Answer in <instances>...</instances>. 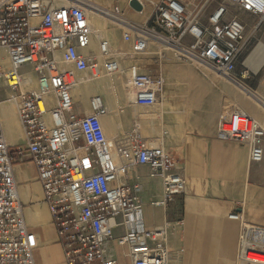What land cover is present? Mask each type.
I'll list each match as a JSON object with an SVG mask.
<instances>
[{
  "label": "built area",
  "instance_id": "obj_1",
  "mask_svg": "<svg viewBox=\"0 0 264 264\" xmlns=\"http://www.w3.org/2000/svg\"><path fill=\"white\" fill-rule=\"evenodd\" d=\"M0 0V82L7 90L2 100L12 103L21 125L26 151L37 170L43 199L56 230L65 264H169L167 246L171 224L149 229L144 224L138 178L120 182L122 166L113 157L101 117L108 108L99 96L89 101V113L74 112L72 88L75 73L93 74L100 60L89 50L93 37L82 0ZM144 21L128 19L121 8L110 9L120 25L131 54H142L149 42L169 43L185 60L203 64L233 78L243 55L245 24L239 13L264 21V0H226L212 9L214 0H137ZM105 76L117 78L125 54L112 52L100 40ZM8 67H2V61ZM28 66L34 88H23ZM164 79L137 74L131 90L134 102L152 107L163 101ZM226 124L217 138L248 147L249 160H263L264 126L245 110L226 111ZM166 134V132L164 133ZM128 143L119 156L131 166H146L149 177L161 184L154 206L166 207L185 190V179L172 154L162 143L141 144L139 125L126 133ZM239 222L237 258L264 264V225L248 222L242 212H232ZM37 246L26 225L13 172V158L0 117V264H35ZM116 247L121 255L116 254Z\"/></svg>",
  "mask_w": 264,
  "mask_h": 264
},
{
  "label": "crops",
  "instance_id": "obj_2",
  "mask_svg": "<svg viewBox=\"0 0 264 264\" xmlns=\"http://www.w3.org/2000/svg\"><path fill=\"white\" fill-rule=\"evenodd\" d=\"M94 1L98 3V0ZM110 1L112 5H119L116 6L118 8L123 5L127 8L126 0ZM101 2L103 4L107 2L105 5L108 7L110 5L109 0ZM188 70L186 64H179L173 73H186ZM133 73H136V68L129 70L125 67L124 74L127 75L124 81L125 88L120 86L117 88V78L111 79L104 75L102 69H98L93 72V75L100 76L98 88L96 87L93 92L82 90L78 101L83 108H77L75 102L73 109L78 115L83 116L89 112V101L93 97L89 96L96 93L94 96L101 98L108 108L107 113L101 117L102 126L107 140L112 143L116 153L120 147L127 145L126 133L135 123L139 125L141 144L144 146L162 143L169 151L166 144L171 134L179 136L175 160L185 179V190L166 207L152 204L161 197L159 179L149 177V168L146 166L130 167V174L133 175L131 183L134 176H138L137 181L140 185L138 194L142 202L145 226L152 229L162 226L165 222L171 224L167 238L169 264H255L238 260L239 222L230 219L229 214L235 211L242 212L248 222L264 225V155L260 163L251 162L246 145L217 138V132L222 127V118L227 121L226 111L232 108L224 109L222 115L205 119L197 117L189 121L185 117L187 111H179L180 115L173 114V118L168 122L166 107L162 106L163 101L152 107L136 104L130 85ZM102 75L105 79L101 77ZM104 80L107 81V91L104 89ZM189 82L192 88L196 89L187 98L189 104L192 107L203 106L207 99L210 100L206 91L211 87H208L207 82L201 84L193 79ZM215 88L226 89V92H219L221 97L214 98L217 107L214 111H217L220 100L234 94V91L230 86L224 87L223 84L216 85ZM239 92L244 107L251 112L254 111V115L261 118L262 105L252 97V100H247L243 95L247 93L241 87ZM0 117L4 130L1 108ZM178 117H182L184 121L179 123ZM12 124L15 126L16 135L13 138L9 137L8 142L5 130L4 134L13 158L14 178L23 216L28 230L34 234L37 242L33 252L34 262L65 264L62 249L57 243L56 230L43 199L36 167L26 151L17 115ZM126 176H130L129 168ZM126 176L124 175L122 180Z\"/></svg>",
  "mask_w": 264,
  "mask_h": 264
},
{
  "label": "rangeland",
  "instance_id": "obj_3",
  "mask_svg": "<svg viewBox=\"0 0 264 264\" xmlns=\"http://www.w3.org/2000/svg\"><path fill=\"white\" fill-rule=\"evenodd\" d=\"M110 2L111 1L109 0V3ZM218 3L227 5L231 11H236V9H234V7L226 0H214L210 2L208 6L210 9H212ZM105 4H107V2ZM105 4H103L101 0H98V5L102 6L103 8L110 10L116 6L119 7V5L117 4L112 5V3H110L109 7ZM120 8L125 13L128 19L136 23L143 22L147 14V12H144L143 14H136L131 9H127L125 5L121 6ZM239 15L242 16V21L245 24L246 43H245L243 55L240 58L239 63L236 65L234 77L240 80L252 91L259 93L261 97L264 98V60L261 61L260 60L261 57L258 58L257 55L255 56V54H253V52H260L259 49H257L258 45H264V21L260 24H257V19L255 17L242 13H239ZM103 24H104V31L106 33L108 32V34H110V36L112 37L111 45L114 49V52L125 54V57H123L120 62V66L122 65L124 71H125V67L126 69L129 70L136 68V73H133V75L149 74L152 76H161L164 79L162 106L164 105V107H166L165 109L167 111L168 122L170 118H173V114H175V116H178L180 115V112H184L185 110L187 111V116H185L186 120L189 121L192 120V118H197V117L203 119L212 118V116L214 115L215 116L216 115L218 116V114L222 115L224 109H227L228 107L229 108L239 107L245 110L252 117L259 120L264 126V108H260L262 112L261 113L262 115H260L261 118L254 115L253 112L246 109L244 107V104L242 103V100L239 97L240 87H238L237 85L234 86L230 85L231 83L228 82L225 78H223L224 76L214 72L213 70H209L205 68L203 65L201 66L194 61L185 60L181 57H178L174 53L171 47L170 49H167L163 47L161 44H158L154 41L149 42L148 48L144 51V53L133 55L130 53L131 52L130 44L124 42L122 39L121 28H119L113 22H109L106 20L103 21ZM94 40L97 43V40L94 37L92 38L91 42H94ZM92 53L94 56L98 57L99 54L98 50ZM255 57H257L258 59ZM179 64H186L189 67V70L186 73L174 74L173 70L176 69L177 65ZM257 65L258 68L256 71H254L253 69ZM98 68L102 69L103 71L102 60L98 61ZM21 71L26 76L30 75V73H27L29 71L28 66H23ZM89 75L93 76V74H89L88 72L75 73V76L78 79L84 77L86 78L92 77ZM126 76H127L126 74H123L124 81L126 80ZM190 79H193L194 81L196 80L201 84L207 82L208 87H211L210 89H208V91H206L207 96L208 98H210V100L207 99V102L204 103L203 106L192 107L189 104V101L187 100V98L191 96L196 90L192 88V86L190 85L189 82ZM104 81H105L104 89L107 91V87H106L107 81L106 80ZM222 84L224 87L225 85L230 86L231 89L234 91L233 92L234 94H231L229 97L227 95L225 96L224 99L220 100V105L218 106L219 109L218 110L216 109L217 111H214V109L217 108L214 103L215 102L214 98L221 97V94L219 92H226L225 88L218 89L215 88V86ZM117 88H119L118 82H117ZM95 94L92 93L89 96V98L94 96ZM6 95H7V90L3 88V84L2 82H0V99H4ZM243 95L245 96V98H247L245 94ZM184 101L187 103L184 104L183 103ZM75 105L77 108L79 107L81 109L83 108L80 101H76ZM178 118H179V123L180 121L182 122L184 121L182 117H178ZM225 124L226 121L222 118V127ZM178 137L179 136H177L176 134H171L170 138L168 139V143L166 144L167 148L169 149L170 153L173 156L177 168H178V164L176 163L175 158H176V152H178V144H179ZM129 175H130V169H129ZM116 254L118 256L121 255V250L118 247H116Z\"/></svg>",
  "mask_w": 264,
  "mask_h": 264
},
{
  "label": "bare ground",
  "instance_id": "obj_4",
  "mask_svg": "<svg viewBox=\"0 0 264 264\" xmlns=\"http://www.w3.org/2000/svg\"><path fill=\"white\" fill-rule=\"evenodd\" d=\"M58 3H56L57 5H64L67 4L68 1L67 0H57ZM82 2H84L85 4V9H86V13H87V18L90 24V27L93 31L94 34V38L97 40V43L95 42H91L90 46H89V50L90 52H94L96 50H98V57L100 60H102L101 55H100V49H99V44H100V40L101 39H105L108 41L109 46L112 50V52H114V49L111 45V40L112 37L110 36V34H108V32L106 33L104 31V24L103 21H109V22H113L115 25H117L120 28V25L125 26L124 24H118V22L115 21V19L110 15V11L106 8H103L102 6L98 5V3L94 0H82ZM137 14H139L138 12H136ZM92 37V38H93ZM152 40L154 41V38H152ZM161 45L167 49H170V47L173 50V47L167 43H161ZM260 52H253V54H255V56L257 55L258 58L261 57V61L264 60V45H258V48ZM2 50H0V55L2 54ZM254 56V55H253ZM251 58V57H250ZM249 58V59H250ZM257 58V57H255ZM257 58V59H258ZM257 61V60H256ZM251 62V61H250ZM199 65H203V64H199ZM251 65V64H250ZM204 66V65H203ZM2 67L4 69H6L8 67V61L6 59H3L2 61ZM205 67V66H204ZM207 69H209L208 67H205ZM258 68V65L253 69L254 71H256ZM211 70V69H209ZM125 73V71L123 70L122 65L120 66V70L118 72L117 75V79L116 81L119 83L120 87H124V77L123 74ZM135 75L132 76L131 78V82L130 85L132 83V79ZM98 75H93L90 78H79L77 80L76 85L72 88L71 90V94L73 97V102L75 103L76 101H78V99H80L81 97V93L82 90H85L86 92L88 90H95V88H98ZM102 78H104V75L101 76ZM225 78L228 82L233 83L239 87H241V89L247 93V100H252V98H254L259 104L262 105V107L264 108V98L261 97L259 94H257L256 92L252 91L250 88H248L245 84H243L240 80L236 79L235 77L233 78H227V77H223ZM22 87L23 88H34V82L32 80V77L30 75L26 76L24 75V79L22 81ZM92 90V91H93ZM126 91V90H125ZM128 91V90H127ZM129 92V91H128ZM251 97H250V96ZM0 108H1V115H2V120H3V125H4V130L7 136V140L9 142V137L13 138L16 135V129L14 128V124H12L14 118L16 119V115H15V110H14V105L10 102H7L5 100H2L0 103ZM254 112V111H253ZM89 113V112H88ZM109 141V140H108ZM110 142V141H109ZM111 143V142H110ZM112 144V143H111ZM113 157L114 160L116 161V163L120 166H122V169L120 171V182L121 183H127L130 182L132 179V175L130 174V176H126V172L127 169L131 167L130 162L128 161V159L125 158H121L119 156V153H116L115 150H113ZM124 175L126 176L125 179L122 180V178L124 177ZM135 178H138V176H134ZM259 260L264 261L263 257H257Z\"/></svg>",
  "mask_w": 264,
  "mask_h": 264
},
{
  "label": "water",
  "instance_id": "obj_5",
  "mask_svg": "<svg viewBox=\"0 0 264 264\" xmlns=\"http://www.w3.org/2000/svg\"><path fill=\"white\" fill-rule=\"evenodd\" d=\"M129 6H130V8H132L135 11H141V9H142L141 4L137 0H131L129 2Z\"/></svg>",
  "mask_w": 264,
  "mask_h": 264
}]
</instances>
